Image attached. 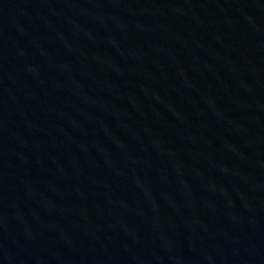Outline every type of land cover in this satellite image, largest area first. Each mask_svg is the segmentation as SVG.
<instances>
[{
    "label": "water",
    "instance_id": "water-1",
    "mask_svg": "<svg viewBox=\"0 0 264 264\" xmlns=\"http://www.w3.org/2000/svg\"><path fill=\"white\" fill-rule=\"evenodd\" d=\"M0 264H264V0H0Z\"/></svg>",
    "mask_w": 264,
    "mask_h": 264
}]
</instances>
